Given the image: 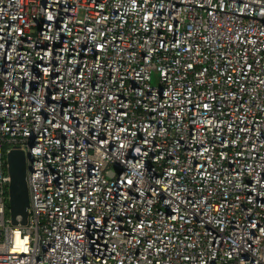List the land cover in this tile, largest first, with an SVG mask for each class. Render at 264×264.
<instances>
[{"label": "built area", "instance_id": "2783aa9c", "mask_svg": "<svg viewBox=\"0 0 264 264\" xmlns=\"http://www.w3.org/2000/svg\"><path fill=\"white\" fill-rule=\"evenodd\" d=\"M0 264H264V0H0Z\"/></svg>", "mask_w": 264, "mask_h": 264}, {"label": "water", "instance_id": "95a60500", "mask_svg": "<svg viewBox=\"0 0 264 264\" xmlns=\"http://www.w3.org/2000/svg\"><path fill=\"white\" fill-rule=\"evenodd\" d=\"M8 183V208L12 224H26L28 217V187L26 182V155L19 147L6 152Z\"/></svg>", "mask_w": 264, "mask_h": 264}, {"label": "rangeland", "instance_id": "374dc122", "mask_svg": "<svg viewBox=\"0 0 264 264\" xmlns=\"http://www.w3.org/2000/svg\"><path fill=\"white\" fill-rule=\"evenodd\" d=\"M154 80H155V77L153 76V77H152V82H154Z\"/></svg>", "mask_w": 264, "mask_h": 264}]
</instances>
